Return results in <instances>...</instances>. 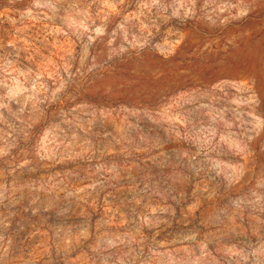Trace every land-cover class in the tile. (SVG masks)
<instances>
[{
    "label": "rangeland",
    "instance_id": "rangeland-1",
    "mask_svg": "<svg viewBox=\"0 0 264 264\" xmlns=\"http://www.w3.org/2000/svg\"><path fill=\"white\" fill-rule=\"evenodd\" d=\"M0 264H264V0H0Z\"/></svg>",
    "mask_w": 264,
    "mask_h": 264
}]
</instances>
